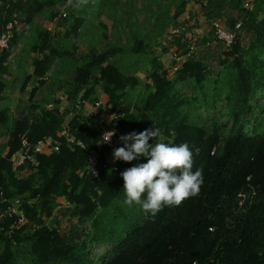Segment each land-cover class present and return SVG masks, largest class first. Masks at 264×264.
Returning <instances> with one entry per match:
<instances>
[{"label":"trees","instance_id":"obj_1","mask_svg":"<svg viewBox=\"0 0 264 264\" xmlns=\"http://www.w3.org/2000/svg\"><path fill=\"white\" fill-rule=\"evenodd\" d=\"M94 1L112 6L118 0ZM244 3L207 0L202 6L205 20H222L234 33L232 43L226 46L211 35L193 39L195 48L190 50L185 41L179 50L186 58L181 62L175 59L168 68L153 58L144 70V82L135 73L137 67L130 69L113 58L128 52L142 54L143 37L130 42L127 51L123 45L101 52L91 47L81 58H73L69 50L53 45L46 29L37 26L32 30L34 37L23 51L35 55L31 64L37 86L45 83L56 59L69 61L61 88L71 115L66 117L68 110L63 113L58 106H43V101L33 98L35 86L15 111L9 106L0 109V130L8 134L7 150L0 155V212L11 206L25 217L19 223V216L10 211L0 218V264H93L88 258L87 237L92 242L110 243L99 264H264V0H251L248 7ZM66 4L65 0H0V38L9 33L6 45L0 47V100L8 86L11 49L20 36L14 21L22 18L31 24L45 13L49 19L59 14L67 21L72 6ZM183 7L181 2L173 19ZM69 20L64 36L76 38L85 19L74 16ZM213 67L218 70L213 75L211 101L222 96L226 102L231 118L227 130L216 122L206 126L188 119L191 101L173 88L177 82L189 84L209 103L205 83L214 74ZM170 69L176 75L169 80L165 74ZM132 92L135 99L130 98ZM257 94L263 98L257 111L262 118L248 134L241 119ZM99 95L105 97V104L96 106L89 116L81 115L79 107L85 102L96 105ZM105 110L116 115L113 122L123 134L154 125L165 143H187L193 152V171L199 168L203 172L199 195L179 206L164 207L154 218L143 212L140 221L115 232L113 217L128 207L120 172L146 163L147 158L117 160L115 170L111 151L101 145L98 172L88 171V151L98 148L100 136L112 126V121L102 120ZM63 128L74 138L73 143L60 135ZM45 137L53 139L56 151L36 155L34 166L13 165L11 157L22 140L35 143ZM27 169L29 173L23 176ZM59 199L70 205L66 224L87 223L89 231L86 227L83 231H62L60 221L53 227L46 225ZM109 209L114 212L111 217Z\"/></svg>","mask_w":264,"mask_h":264},{"label":"rangeland","instance_id":"obj_2","mask_svg":"<svg viewBox=\"0 0 264 264\" xmlns=\"http://www.w3.org/2000/svg\"><path fill=\"white\" fill-rule=\"evenodd\" d=\"M206 1L118 0L116 5L112 4L110 6L106 4L100 6V1L88 0L87 4L82 7L77 8L72 6L70 10L72 14L69 19H72L74 16L85 19L81 33L76 38L64 36L66 29L70 28L71 20H63L59 14L49 19L48 14L45 13L37 16L31 24H26L22 18L19 21H14L20 30V36L16 45L12 46L11 49L9 57L10 74L7 77L8 86L4 92V99L0 100V109L2 106H9L11 111H15L20 100L24 101L29 98V92H31L33 86L36 87V93L33 98L43 101V106H58V109L63 113L70 108L61 88L62 81L66 80L68 76V60L60 61L56 59L51 65L49 72L45 75V83L42 86H37L38 82L33 77V65L31 62L35 55L24 52L23 48L30 44L34 37L32 30L37 26L46 29L52 36L53 45L69 50L73 58H81L91 47L101 52V50H105L111 46L123 45L127 51L131 47L130 42L143 37V43L145 44L143 50L140 52L142 54L132 55L128 52L124 56L119 57L115 55L113 58L130 69L135 70V67H137L138 71L136 70L135 73L144 82L146 81L144 70L150 67L153 58L156 61H160L165 68L172 67L175 59L180 58L177 61L181 62V60L186 58L187 54L179 50L181 46L186 44L185 41L190 50H194L195 42L192 41L193 39L211 38V35L216 36L218 39L217 27L230 32L222 20H215V22H207L205 20L202 6L206 4ZM181 2L184 4L183 10L176 19H173L172 16L179 9ZM65 3H68V0H65ZM66 17H68V14ZM230 33L234 35L233 32ZM176 38L178 40H175ZM246 46L248 47L249 44ZM213 70L214 74L212 73L205 83L209 103L204 102L201 99L202 93L194 91V88L189 86V84L177 82L173 88L176 89V92L180 96L188 97L191 101V112L188 119L206 126L212 122H216L223 125V130H227L231 125V118L228 115L229 110L226 102L222 96L211 101V94L215 91L212 87L214 85L213 75H217L218 68L213 67ZM175 75V72L171 69L165 74L169 80L173 79ZM27 78L28 80L23 84ZM141 92L142 90L139 91L137 96ZM195 96H197L196 99H194ZM135 97L136 95L133 92L130 93V98L135 99ZM197 98L201 100L196 102ZM98 99L99 101L97 102L105 104V97L99 95ZM56 100H59V103ZM262 104L263 98L257 94L251 103L250 111L241 119L246 133L249 134L254 126L260 123L262 113L257 111L261 108ZM79 108L80 114L84 117L91 115L96 110V106L92 102H85ZM102 113V120L109 122L111 114L107 110ZM36 114H39V112L36 111ZM65 114L66 117L70 116L71 110H68ZM7 138V132L3 129L0 130V155H4L7 150ZM158 140L164 142L166 139L160 136ZM28 173L29 170L27 169L23 172V176H26ZM13 205L17 204L14 203ZM69 207L68 203L59 199L56 212L53 217L46 220V225L53 227L56 221H60L62 222V231H69L70 229L80 231L85 227V230L89 231L87 223L71 226L66 224V209ZM7 212H10V210L1 211L0 218ZM112 213H114L113 210L109 209V217H111ZM142 213L143 211L139 205L128 206L126 210L117 214L116 218L115 216L113 217L112 229L118 232L125 225L140 221ZM86 239H88V258L93 264H99L100 258L107 255L110 243L92 242L88 237Z\"/></svg>","mask_w":264,"mask_h":264},{"label":"clouds","instance_id":"obj_3","mask_svg":"<svg viewBox=\"0 0 264 264\" xmlns=\"http://www.w3.org/2000/svg\"><path fill=\"white\" fill-rule=\"evenodd\" d=\"M88 0H68L65 7H82ZM114 130L104 132L102 142L111 143ZM161 131L154 125L140 132H129L118 137L123 146L112 152L113 160L132 162L146 157V163L120 172L124 204L139 205L147 216L155 217L164 207L181 205L196 197L204 183L202 169L193 171V152L187 143L168 144L158 138ZM150 140L154 141L150 143Z\"/></svg>","mask_w":264,"mask_h":264},{"label":"built area","instance_id":"obj_4","mask_svg":"<svg viewBox=\"0 0 264 264\" xmlns=\"http://www.w3.org/2000/svg\"><path fill=\"white\" fill-rule=\"evenodd\" d=\"M250 1L251 0H245L244 6L248 7L250 5ZM217 27V26H216ZM217 36L219 37V39H221L222 41L225 42V44L228 46L232 43V39H233V34L230 32H226L225 30H222L220 28L217 27ZM9 38V33H6L4 35H2V37L0 38V47H4L6 45V41ZM177 60H180V58H177ZM177 66H174L173 70L177 69ZM101 104V102H96L95 106H99ZM116 117V115H110V119L109 122L112 121V126L109 129H105L104 132L109 131V130H114L115 131V135H113L111 137V143H105L102 142L103 140V135L104 132L102 133L101 137V142L100 145H98L97 149H93V150H89L87 153V169L89 172H91L92 174L96 175L98 172V168H97V160L100 154V146L103 145L105 147H107L111 153L113 152V150L116 147H120L121 142L119 141L118 137L123 135L121 132L120 127L118 126L117 122H113V119ZM60 135L63 136V138H65V140L68 143H73L74 142V138H72V136L69 134V132L67 131L66 128H63L60 132ZM78 145L83 146V144H81L80 142H77ZM57 150V146L55 144V142L53 141L52 138L49 137H45L35 143H30L27 140H22L21 142V146L18 149V151H16L12 157L11 160L13 162V165L15 167L18 166H22L25 165L27 163H30L32 166L36 165V159L35 156L38 154H49L53 151ZM110 162L114 165V169L116 170V163L117 160H113V158H110ZM7 210H10L13 213H16L19 216L18 222L21 223L24 221V213L20 210H16V208L14 207H8Z\"/></svg>","mask_w":264,"mask_h":264}]
</instances>
